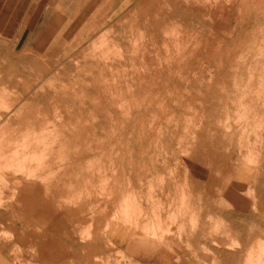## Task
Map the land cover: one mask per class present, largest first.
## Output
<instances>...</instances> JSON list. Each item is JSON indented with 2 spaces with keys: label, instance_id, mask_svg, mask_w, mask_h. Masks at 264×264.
Listing matches in <instances>:
<instances>
[{
  "label": "rangeland",
  "instance_id": "1",
  "mask_svg": "<svg viewBox=\"0 0 264 264\" xmlns=\"http://www.w3.org/2000/svg\"><path fill=\"white\" fill-rule=\"evenodd\" d=\"M62 1L0 0V264H264V0Z\"/></svg>",
  "mask_w": 264,
  "mask_h": 264
},
{
  "label": "crops",
  "instance_id": "2",
  "mask_svg": "<svg viewBox=\"0 0 264 264\" xmlns=\"http://www.w3.org/2000/svg\"><path fill=\"white\" fill-rule=\"evenodd\" d=\"M56 1H57L56 6H59V7L66 6L65 7L66 10H69V5L65 4L62 0H50L51 5L54 6ZM50 2L46 3V5H50ZM67 12L68 11H65V12L63 11L61 13L60 17L54 18V23L61 24V27H62L63 24L65 22H67V20H68ZM46 21H48V17L43 22H46ZM95 21L96 22L98 21V18L96 16L94 18V22ZM55 30H57V28ZM8 121L9 120H7V121L3 120V122H2L3 124L1 126H6L7 125L6 123ZM9 124H10V122H9ZM21 124H25V123H20L17 126H22ZM32 125H34L32 123V121H29V127H32ZM31 171H34V168L31 169ZM35 187L36 186H34V184L31 185V188L29 190L22 188L21 184H19L15 187L16 198H15L14 203H13V207H14L13 217H14V222H15L16 226L19 224L23 225L22 223L26 219H29V221H30V219H32L34 221V223L37 224V220L39 217L38 211H40L42 215L44 214L47 217H48L47 213H51V210L53 211V208H52L53 202L49 201L51 196L47 194V188H46L45 193L44 192L41 193L42 198L38 201V199H39L38 195L39 194H38V191L36 189H34ZM27 193L29 194V199H28V201H25L24 208H23V201H22L21 196L23 194H27ZM28 208H29V212L27 213L26 211ZM23 213H25V214L22 215Z\"/></svg>",
  "mask_w": 264,
  "mask_h": 264
},
{
  "label": "bare ground",
  "instance_id": "3",
  "mask_svg": "<svg viewBox=\"0 0 264 264\" xmlns=\"http://www.w3.org/2000/svg\"><path fill=\"white\" fill-rule=\"evenodd\" d=\"M5 93H6V92H5ZM110 93H111V92H110ZM2 96H3V94H2ZM2 98H3V97H2ZM6 98H7V97H6ZM27 102H28V101H27ZM12 105H13V104H12ZM15 105H16V104H15ZM2 122H3V121H2ZM0 127L2 128V126H0ZM5 127H6V126H5ZM1 128H0V129H1ZM3 129H4V128H3ZM3 129L0 130V133H1V131H2V133H3ZM0 140H1V139H0ZM0 143H1V142H0ZM8 144H10V143H8ZM9 162H10V161H9ZM27 168H28V167H27ZM251 261H252V260H251ZM255 261H256V260H255ZM255 261H254V262H255Z\"/></svg>",
  "mask_w": 264,
  "mask_h": 264
}]
</instances>
